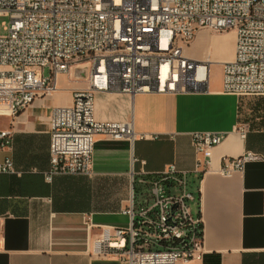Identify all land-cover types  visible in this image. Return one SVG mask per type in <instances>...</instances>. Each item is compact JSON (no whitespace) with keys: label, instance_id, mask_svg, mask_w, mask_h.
<instances>
[{"label":"built area","instance_id":"2783aa9c","mask_svg":"<svg viewBox=\"0 0 264 264\" xmlns=\"http://www.w3.org/2000/svg\"><path fill=\"white\" fill-rule=\"evenodd\" d=\"M10 20L0 36V114L17 115L38 97L57 89V79L74 63H84L88 86L74 92L71 106L54 107L49 119L50 169L58 174L91 175L97 136L134 142L143 137L133 121H100L96 95L182 94L209 90V60L185 55L196 33L233 29L235 57L222 63L223 91L240 98L264 96V0H0V15ZM40 67L41 75L34 70ZM48 75H44L45 70ZM245 133L246 126H240ZM14 133L0 129V148L11 146ZM222 132H195L192 171L176 163L147 171L146 161L133 169L128 226H106L94 252L116 254L128 264H179L205 254L200 178L211 171L213 149ZM263 156L248 151L225 156L218 173L229 177ZM21 174L12 158L0 162V174ZM88 228L95 227L92 214ZM5 235L0 230V250Z\"/></svg>","mask_w":264,"mask_h":264},{"label":"crops","instance_id":"0c3cea01","mask_svg":"<svg viewBox=\"0 0 264 264\" xmlns=\"http://www.w3.org/2000/svg\"><path fill=\"white\" fill-rule=\"evenodd\" d=\"M213 30L200 29L185 47V55L212 64L235 57L237 33L224 56L214 50ZM84 63H74L57 79V89L40 96L17 115L0 114V129L13 131L11 146L0 148V162L12 158L21 174H0V230L5 247L0 264H128L118 255L94 252V241L106 226L125 227L124 210L134 187L133 169L145 160L147 171L169 163L192 171L195 132H222L225 139L213 149L211 171L190 178L200 189L205 254L179 264H264V128L240 126L241 99L223 91V67L210 78L209 90L182 94L130 95L103 91L96 95L100 121H133L143 137L134 142L97 136L91 175H55L50 169L49 119L54 107L71 106L74 92L88 86ZM248 151L263 158L244 171L225 177L218 173L225 156ZM127 201V202H126ZM92 214L95 227L88 228ZM124 217L125 223H120Z\"/></svg>","mask_w":264,"mask_h":264},{"label":"rangeland","instance_id":"374dc122","mask_svg":"<svg viewBox=\"0 0 264 264\" xmlns=\"http://www.w3.org/2000/svg\"><path fill=\"white\" fill-rule=\"evenodd\" d=\"M10 18L6 14L0 15V36L5 35L7 32L5 30V24L9 22ZM217 43L214 47V50L224 56L228 53V41L233 36V29L223 30V31H214L212 34ZM221 66L218 64H211L210 66V78H215L220 70ZM34 70L37 74L41 75L43 73L42 68L35 67ZM85 71V69H84ZM44 75H48V70L46 69ZM241 117L240 121L242 124L247 127L254 128H264V96H245L241 99ZM134 191L137 196L141 192V186L139 184L134 185ZM131 194V193H130ZM130 196L128 197V199ZM127 202V201H126ZM120 223H126L124 217H120Z\"/></svg>","mask_w":264,"mask_h":264}]
</instances>
